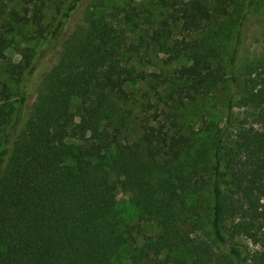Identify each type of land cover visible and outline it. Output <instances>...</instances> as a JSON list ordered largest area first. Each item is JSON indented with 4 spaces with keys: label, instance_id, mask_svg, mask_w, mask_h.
Wrapping results in <instances>:
<instances>
[{
    "label": "trees",
    "instance_id": "1",
    "mask_svg": "<svg viewBox=\"0 0 264 264\" xmlns=\"http://www.w3.org/2000/svg\"><path fill=\"white\" fill-rule=\"evenodd\" d=\"M84 1L0 0V69L7 74L0 79V264H114L137 236L142 245L132 264H173L167 253L178 247L192 264H264V73L254 69L242 85L237 75L264 0H157L158 20L136 6L86 10L67 32ZM141 24L145 33L129 40ZM233 33L226 68L222 46ZM15 35L59 49L32 103L39 60L19 48L17 68L6 53ZM149 50L163 53L166 64L186 63L171 72L137 70L132 56ZM139 81L150 84L154 101L132 133L134 92L127 86ZM228 81L241 85V105L254 110L259 125L237 140L230 139L235 93L223 130L211 119L197 129L183 120L188 104ZM112 147L114 180L106 162ZM118 185L133 196L137 224L107 219ZM147 223L157 235L142 232Z\"/></svg>",
    "mask_w": 264,
    "mask_h": 264
},
{
    "label": "rangeland",
    "instance_id": "2",
    "mask_svg": "<svg viewBox=\"0 0 264 264\" xmlns=\"http://www.w3.org/2000/svg\"><path fill=\"white\" fill-rule=\"evenodd\" d=\"M157 0H102V5L98 0H85L77 9V11L72 15L67 32H70L77 23H81L84 18V13L86 10L95 11L97 13H108L114 6L117 7H140L148 8L152 12L150 18L158 20L161 16H158L161 12V9L155 4ZM100 7H95L96 5ZM54 17L53 10H50L47 14L45 20L46 23L52 22ZM145 25L141 24L135 30L136 35H131V41H135L138 38V35H143ZM65 37V36H64ZM63 37V38H64ZM236 35L233 33L231 38L226 41L222 46V60L226 68L230 66V58L235 47ZM14 46L15 48H10L7 50V55L11 57L17 68L22 67L20 52L17 49L22 48H31L35 57L39 60V71L32 83V92L30 95V103L35 99L36 87L39 85L41 78L45 72H47L58 59V48H52V46L46 44L44 41L38 42H24L21 36H14ZM132 54H125V58H131ZM165 55L163 53H158L156 51L149 50L146 55L132 56V62L134 63L137 70H145L148 72L160 73L171 72L173 69L177 68L179 65L186 63L184 59H178L171 64L164 63ZM259 67V68H257ZM264 73V18L259 16L253 19L250 22L249 28L245 35L244 47L239 59V65L237 68V75L240 79L241 85L243 82L248 79L249 72L255 71ZM255 74H252L254 77ZM7 77V74L0 69V79ZM259 77V76H255ZM262 78V77H261ZM260 79V77H259ZM240 85V86H241ZM233 87L231 81H228L227 84L220 87L219 89L213 90L212 93L200 99L197 103L188 104L185 109H183L184 117L183 120L190 125L197 127L202 125L204 120H214L217 123V126L223 130L225 126V108L228 98L235 93L236 100L233 108V120L231 123L230 130V139L237 140L239 133L254 128L255 130L259 129V125L255 122L254 110L250 107L241 105V88ZM172 85H167L163 87L164 94H167ZM127 89L134 92V99L130 103V108L133 110L136 117L135 121L130 126V131L133 133L138 129V121L140 118L144 117L146 114L144 107L148 102H153V90L150 88L148 82H136L134 84L128 85ZM79 100L74 99L72 103V110L75 109ZM150 113V112H149ZM211 139V138H210ZM118 156V150L116 147H112L106 153V162L108 170L111 172V178L116 179L115 174L111 171L113 161ZM115 206L108 216V220L115 222L121 221L128 225H134L139 222V210L136 207L133 196L121 189L120 185L117 186L115 195H114ZM142 232L155 236L158 234L159 229L153 223L143 224ZM136 243H129L121 247L116 256L114 257V264H132L131 255L133 249L136 245H142L141 236H137ZM239 242L250 248L251 250H256L249 241L244 238H239ZM167 252L164 253V255ZM170 256L171 262L176 264L180 260H184L185 264H192V255L184 248L178 247L173 248L167 253ZM146 264V263H144Z\"/></svg>",
    "mask_w": 264,
    "mask_h": 264
}]
</instances>
